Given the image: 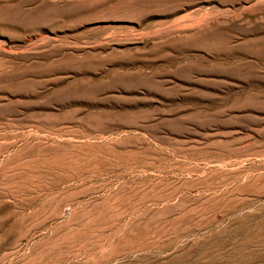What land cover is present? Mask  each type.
<instances>
[{
    "label": "rangeland",
    "instance_id": "374dc122",
    "mask_svg": "<svg viewBox=\"0 0 264 264\" xmlns=\"http://www.w3.org/2000/svg\"><path fill=\"white\" fill-rule=\"evenodd\" d=\"M263 212L264 0H0V264H235Z\"/></svg>",
    "mask_w": 264,
    "mask_h": 264
},
{
    "label": "bare ground",
    "instance_id": "6f19581e",
    "mask_svg": "<svg viewBox=\"0 0 264 264\" xmlns=\"http://www.w3.org/2000/svg\"><path fill=\"white\" fill-rule=\"evenodd\" d=\"M229 202H230L229 206L232 209L236 208V205L232 204L230 199ZM231 223L234 225L233 228L231 229L224 228L222 231L218 233V235L213 236L212 240L210 239L205 241L204 248L197 252L198 257L200 258L208 257L211 259L212 262H214L213 260H215V257L212 256V249L213 247L218 249L219 246H223L225 242L221 238L223 235H226L229 238V240L235 237H240L239 240L240 242L236 246L235 251L233 250L234 252H232L233 255H230L229 257L225 256L226 258L228 257V260L226 259L228 263L256 264L259 263L258 261L263 260L264 255L248 250L250 246H253L255 244H264V212L258 215L253 223H247V218L233 219ZM189 256H190L189 254L183 251L171 257L169 263L170 264L176 262L182 263L185 260V258Z\"/></svg>",
    "mask_w": 264,
    "mask_h": 264
}]
</instances>
